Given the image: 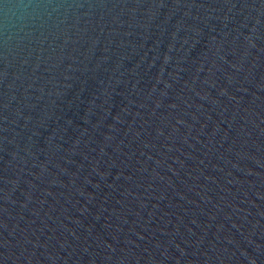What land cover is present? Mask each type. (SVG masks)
Returning <instances> with one entry per match:
<instances>
[{
  "label": "water",
  "instance_id": "obj_1",
  "mask_svg": "<svg viewBox=\"0 0 264 264\" xmlns=\"http://www.w3.org/2000/svg\"><path fill=\"white\" fill-rule=\"evenodd\" d=\"M0 264H264V0H0Z\"/></svg>",
  "mask_w": 264,
  "mask_h": 264
}]
</instances>
